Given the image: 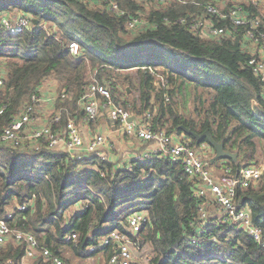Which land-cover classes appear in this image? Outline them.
Returning a JSON list of instances; mask_svg holds the SVG:
<instances>
[{"label": "trees", "instance_id": "16d2710c", "mask_svg": "<svg viewBox=\"0 0 264 264\" xmlns=\"http://www.w3.org/2000/svg\"><path fill=\"white\" fill-rule=\"evenodd\" d=\"M114 1L124 14L109 10L107 4L83 0H0V17L37 19L15 32L0 26L4 76L0 137L48 79L56 82L59 94H66L57 98L55 112L60 119L51 120V128L60 130L69 119L82 118L79 100L95 79L112 88L115 104L146 119L154 130L169 136L183 134L182 126L197 134L207 130L226 151L237 154L236 162L212 164L206 159L207 165H230L234 173L259 164L264 86L247 65L252 49L244 34L250 26L240 27L232 36L206 39L181 25L164 23L165 17L193 10L189 6ZM242 7L248 18L260 22L254 34L264 32V0H249ZM136 15L146 24L130 31L127 23ZM72 41L82 46L81 55L68 51ZM120 85L136 93L132 104L126 101L130 93ZM195 187L182 165L165 157L116 166L97 157L75 161L59 151L13 148L0 139V218L14 203L32 200L26 210L15 211L9 225L31 232L40 248L64 264H72L63 256L67 249L78 260L101 251L108 260L113 245L90 248L112 230L126 234L138 251L147 247L148 264H264V248L247 233L235 225L214 226L210 219L200 218L203 199L194 195ZM235 201L248 205L253 224L264 233V171L257 184L237 189ZM77 202L79 208L70 211ZM141 211L147 220L132 233L127 216ZM69 233L77 238L65 241ZM24 251V245H0V264L8 260L21 264ZM33 264L50 263L37 255Z\"/></svg>", "mask_w": 264, "mask_h": 264}, {"label": "built area", "instance_id": "2783aa9c", "mask_svg": "<svg viewBox=\"0 0 264 264\" xmlns=\"http://www.w3.org/2000/svg\"><path fill=\"white\" fill-rule=\"evenodd\" d=\"M97 6L107 4L109 10L124 14L118 3L114 0H83ZM144 6H168L172 3L191 7L193 10L173 19L165 17L167 25L177 24L185 27L191 33L206 39H221L232 36L237 30L249 25L250 28L244 37L250 40L252 49L251 57L248 60V67L252 73L259 78L264 86V32L254 34V29L260 24L258 19H250L246 15L244 4L249 0H136ZM257 3V0H252ZM220 21H228L229 26L219 25ZM33 21L27 16L16 20H10L5 16L0 17V26L9 32L29 28ZM146 21L140 15L132 16L127 23V29L134 31L144 26ZM154 26V24H151ZM82 46L72 41L68 44V51L71 55H81ZM152 69V66H148ZM156 69V67L154 68ZM4 84V76L0 71V99ZM40 89V88H39ZM38 93L31 95L29 103L24 106L20 113L14 116L3 128L1 141L13 148L26 147L35 151L43 149L59 151L61 145L65 146V153L72 160L82 161L90 157H97L100 161H107L106 152L111 150V144L107 137L102 134H92L83 138L80 128L75 119H69L63 128L52 129L48 125H34L37 116L36 110L41 103V96ZM62 99L66 98L65 92L59 94ZM80 113L87 122L94 121L103 109H108V116L112 121L118 122L123 131L134 134L147 143L148 149L139 160L165 157L170 162L180 163L184 173L195 180L196 187L194 195L203 199L198 212L202 220L210 219V224L219 226L223 224L235 225L264 248V233L260 226L254 225L248 205L238 206L236 203L237 189H246L257 184L264 171V162L257 165H246L232 172L230 165H220V174L215 175L211 166L207 165L206 157L213 153L212 148L202 142L193 145L190 137L184 134L169 136L164 130H154L151 124L140 117L135 120V115L130 114L121 105L115 104L112 96V88L92 79L84 88L79 100ZM3 107L0 108V114ZM147 117L149 114H146ZM60 119V114L54 113L51 120L54 122ZM85 147L86 152L75 154ZM207 153L208 156L205 155ZM88 154V155H84ZM210 158V157H209ZM208 158V159H209ZM210 161V159H209ZM32 200L26 203L16 204L14 208L6 211L5 217L0 218V245L14 243L24 245L25 251L21 263L33 264L37 255L42 256L50 264H64L62 259L53 255L47 248H40L36 237L29 231L11 227L9 221L15 217V211L22 212L28 208ZM147 220V214L143 211L131 213L127 216V228L130 232H138ZM202 232V229L200 230ZM77 238L75 233H69L64 237L65 241H74ZM113 245L114 252L105 264H140L134 257L131 248L132 242L124 233L117 230L110 231L103 236L98 245L92 246L91 251H96L103 246ZM147 261L149 259L147 258ZM12 264L11 260L7 261Z\"/></svg>", "mask_w": 264, "mask_h": 264}, {"label": "crops", "instance_id": "0c3cea01", "mask_svg": "<svg viewBox=\"0 0 264 264\" xmlns=\"http://www.w3.org/2000/svg\"><path fill=\"white\" fill-rule=\"evenodd\" d=\"M51 25L52 27L54 26V24ZM39 92L41 96V103L39 107H37L36 110L37 120L34 124L37 127L41 125H48L49 122H51L52 115L56 113L55 104L59 96L58 85L52 79L45 80L40 86ZM80 114L82 116V113ZM100 115H106L107 118L106 119L102 118L97 123L87 122L85 121L84 118H75V123L80 128L83 138L86 139V137L92 134H102L105 137H107L108 142L111 144V150L110 151L108 149L104 150L105 149L104 148L101 152H106V154L108 155L107 161L115 164L116 166H121L125 163L128 164L134 160H139L138 159L139 155H142L148 149L147 143L139 139L134 134L125 133L121 125L118 124V122L112 121L109 118L108 109H103ZM139 119L140 116H135V120H139ZM59 152H63L64 154H66L64 145H61L59 147ZM83 152L84 153L86 152L85 147H83L81 151L76 152L75 154H79V153L82 154ZM84 155L86 156L88 154H84ZM213 167H215V164L211 165V168ZM16 204L17 203H14L13 207H9L7 211L14 208ZM79 206H80V202L74 203L69 210L76 211L79 208ZM97 254H104V253L103 251H101L98 252ZM79 261L81 260H75V264H81V262Z\"/></svg>", "mask_w": 264, "mask_h": 264}, {"label": "rangeland", "instance_id": "374dc122", "mask_svg": "<svg viewBox=\"0 0 264 264\" xmlns=\"http://www.w3.org/2000/svg\"><path fill=\"white\" fill-rule=\"evenodd\" d=\"M158 77L160 79V76L156 75L157 79H158ZM120 88L123 91H125L126 94L130 93L129 96H126V101H128L129 104H132L133 101L136 99V96H137L136 93L127 85H120ZM188 107H190V106L188 105ZM127 112L131 113L129 110ZM102 118L106 119L107 116L106 115H99L97 117V119L95 120V122H99V120L102 119ZM205 155L208 156L207 153H205ZM213 155H214V151L209 156L210 158L206 157V159H208V158L211 159L213 157ZM257 159H258V163L259 164L264 162V144H263V142H260V141L258 142ZM212 169H213V173L215 175H219L221 173L220 170H219L220 169L219 166H215ZM131 251H132L134 257L136 258V260L140 264H148L147 257H149V256H147V253H148L149 250H148L147 247L142 248L139 251L132 247ZM63 256H64L65 259H68L73 264H75V260H78V259L72 257L71 252L68 249L63 253ZM79 262H81V264H105L107 262V260H106L104 254H97V255H93L92 257H90V258H88L86 260H83V261L81 260Z\"/></svg>", "mask_w": 264, "mask_h": 264}, {"label": "water", "instance_id": "95a60500", "mask_svg": "<svg viewBox=\"0 0 264 264\" xmlns=\"http://www.w3.org/2000/svg\"><path fill=\"white\" fill-rule=\"evenodd\" d=\"M33 23H37V19H33ZM181 129L184 135H186L187 137H193L195 139L196 145H199L202 142L206 141V143L213 149L214 155L210 159V163H213L216 160L225 159H230L231 161L236 162L237 154L226 151L223 144L216 142L207 130L201 134H197L196 132H193L192 130L183 126L181 127Z\"/></svg>", "mask_w": 264, "mask_h": 264}]
</instances>
